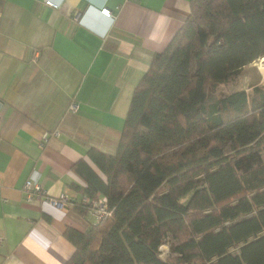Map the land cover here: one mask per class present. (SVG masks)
Returning <instances> with one entry per match:
<instances>
[{"label": "trees", "instance_id": "1", "mask_svg": "<svg viewBox=\"0 0 264 264\" xmlns=\"http://www.w3.org/2000/svg\"><path fill=\"white\" fill-rule=\"evenodd\" d=\"M187 14L133 87L114 152L71 166L76 212L104 199L110 216L65 227L63 264H264V87L217 89L264 57V0Z\"/></svg>", "mask_w": 264, "mask_h": 264}, {"label": "crops", "instance_id": "2", "mask_svg": "<svg viewBox=\"0 0 264 264\" xmlns=\"http://www.w3.org/2000/svg\"><path fill=\"white\" fill-rule=\"evenodd\" d=\"M50 1L0 0V264L72 255L63 231L89 218L71 166L114 152L133 87L189 13V0ZM30 177L45 196L26 198Z\"/></svg>", "mask_w": 264, "mask_h": 264}, {"label": "built area", "instance_id": "3", "mask_svg": "<svg viewBox=\"0 0 264 264\" xmlns=\"http://www.w3.org/2000/svg\"><path fill=\"white\" fill-rule=\"evenodd\" d=\"M44 2L50 6L56 7V4H54L50 0H44ZM101 13L107 16L111 15V12L108 8L103 7L100 9ZM23 192H25L26 198L31 197H42L45 196V191L43 187L41 186L40 182L35 180L33 177L27 178L23 184ZM67 200L66 195H62L59 199H49V201L53 204H62L61 202H64ZM104 199H99L96 201H88L85 199V203L88 207V218L91 222L95 223L98 222L108 216H110V210H108L104 204Z\"/></svg>", "mask_w": 264, "mask_h": 264}, {"label": "rangeland", "instance_id": "4", "mask_svg": "<svg viewBox=\"0 0 264 264\" xmlns=\"http://www.w3.org/2000/svg\"><path fill=\"white\" fill-rule=\"evenodd\" d=\"M261 62L264 61H261L259 58L251 65L242 68L240 74L228 83L227 86H219V88H217L218 93L229 92L234 88H245L248 91L250 86L255 83L264 87V64ZM169 240L170 239L167 238L159 247L161 258L165 259L168 253L169 248L167 246L169 245Z\"/></svg>", "mask_w": 264, "mask_h": 264}, {"label": "bare ground", "instance_id": "5", "mask_svg": "<svg viewBox=\"0 0 264 264\" xmlns=\"http://www.w3.org/2000/svg\"><path fill=\"white\" fill-rule=\"evenodd\" d=\"M260 59H261V61H264V57H261ZM261 63L264 64V62H261Z\"/></svg>", "mask_w": 264, "mask_h": 264}]
</instances>
